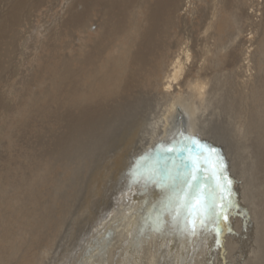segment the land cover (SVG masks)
<instances>
[{
	"label": "bare ground",
	"instance_id": "bare-ground-1",
	"mask_svg": "<svg viewBox=\"0 0 264 264\" xmlns=\"http://www.w3.org/2000/svg\"><path fill=\"white\" fill-rule=\"evenodd\" d=\"M198 1L200 0H0V116L9 112V102L12 101L8 102L4 97V87L8 81H13L16 77H44V81L41 79V86L44 83V88L40 91H29L24 95V103L20 102L22 105L19 104L17 115L20 116L19 120L24 117V121L22 120V124L19 122L21 125H17V129L19 133L24 130L34 132L35 121L38 120V123L42 124L41 127L56 124L61 129L58 134L50 136V140L46 139L50 144L43 145L44 152L41 151L39 158H30L31 166L33 165L30 177L28 175L23 184L15 186L27 197L21 199L19 194L12 197V193L9 194L12 198L7 201L5 198L10 197L8 194L6 197L0 195V264H8L10 259L14 258H11L12 254L8 258L2 255L4 241H19L12 248L14 252H22L19 244L25 246V243H28L23 253L20 252V264H26L27 258L32 256L33 249L35 250L41 241L46 242L47 246H53V242L62 232V217L66 216L67 206L70 207L68 204L72 203V200L79 201L80 204L76 211L77 219H83L85 214L90 215L91 230L84 231V235L86 232L88 234L83 236L78 249L70 255L71 260H66L67 264H82L83 257L80 260V255L84 249L85 254L95 251L87 264H168L166 260L170 259L173 252L175 264H178V259L183 260L181 264H212L211 257L205 256L208 252L204 249L206 240L210 238L211 226L209 231H197L191 236L177 230L174 232L171 218L164 213L161 217L163 223L157 230L154 221L161 208L152 206L143 216L144 220L135 226L139 231L137 235L143 236L138 238L133 228L136 216L134 205L140 201L142 191L151 186L150 183L145 185L143 182H133L126 189L127 183L136 179L135 172H132L125 177L122 192L113 193L112 187L114 183H118L120 172L141 162L140 158L139 161L134 159L137 155L135 150L130 149L127 152V148L134 144L146 122L150 125L151 141L149 147L144 148L142 157L146 154L152 155L156 142L164 141L168 134L172 137V131H175L177 123H180L178 106L184 109L186 121L183 122L188 124L193 137L209 128L210 124H215L213 121L204 124L196 114V111L203 109L211 101L213 108H219L222 115L229 120L225 110L227 107L222 108L225 86L230 91L229 98L235 102L233 104L230 100L231 107L238 108V115L242 118L238 133L246 135L252 141H249L250 148L247 146L250 150L246 149V164L250 176H247L245 188L241 189L242 195L243 198L246 197L251 209L257 208L258 205L264 217V193L255 201V178L252 176L254 168L262 170V165H254L255 157H264V77H236V80L228 76L207 77L208 68L216 70L217 67L224 69L228 66L233 69L239 62L246 61L238 65L241 69L250 62V54H245V57L240 59L244 54H241L237 47L241 44V40H236L239 34L238 19L240 16L249 18L258 10V3L257 0H211V12H204L202 10L205 9H196ZM205 5L203 3V7ZM245 5L249 12L243 10ZM224 11H229L227 20L221 19ZM62 12L64 14L61 17ZM63 38L70 39V44L78 46L72 49L71 54L63 55L59 48L56 49L61 45L55 42H61ZM259 42L263 49L264 29ZM65 43L63 49L68 47L67 42ZM244 44L243 42V46ZM50 49L51 53L48 54ZM257 52L258 50L255 51L256 54ZM192 71H195L196 79H188L187 76ZM31 86L37 87L34 84ZM226 105L230 103L227 102ZM123 122L128 126H123ZM41 127L36 129V135L38 132L44 135L47 133L46 130L41 132L44 128ZM246 137L241 139L247 141ZM214 143L218 145L215 141L212 144ZM228 147L225 150H228ZM216 158L214 156L213 160ZM238 158L240 159L239 156ZM217 159L221 162L222 158ZM212 163L214 164L213 161ZM235 168L237 170L238 167ZM246 169L247 167L243 168ZM211 170L210 164L209 171ZM215 170H218L217 166ZM255 176L261 181L264 180V174ZM1 181L6 183L2 176V186L4 183ZM211 182L214 183L215 180ZM111 195L114 196L113 199L109 198ZM112 200L115 203L113 209ZM239 201L237 202L240 204L242 200ZM234 204L236 205V202ZM100 205H105L103 209H106V213L111 211L107 218L99 214ZM92 207L95 209L94 215ZM232 208L221 221L224 223L223 227L221 226L222 233L212 235L215 238L210 245L211 255L216 250L220 259L222 253L226 257L237 251L236 233L241 227L238 221L242 218L234 213L235 211L232 212ZM96 219V223L92 224ZM122 219L125 220L126 227L119 229L121 233L116 232L119 239L112 242V237L109 236L99 247L102 236L116 224V220ZM87 222L88 217L79 231L89 229L85 228ZM168 225L170 231L174 232V237L170 235V239L165 230ZM16 229L18 234H14ZM255 230V234L262 236L255 239V245L260 241L259 245L262 247L264 224H260ZM74 234V231L65 233L63 242L56 249V255L61 252L64 255L63 250H66L65 246H69V239ZM26 237L29 241L22 244ZM261 251L264 255V250ZM237 261L239 262L238 259ZM240 262L248 264L249 259L246 256L244 261L240 259Z\"/></svg>",
	"mask_w": 264,
	"mask_h": 264
},
{
	"label": "rangeland",
	"instance_id": "rangeland-1",
	"mask_svg": "<svg viewBox=\"0 0 264 264\" xmlns=\"http://www.w3.org/2000/svg\"><path fill=\"white\" fill-rule=\"evenodd\" d=\"M203 0H200L198 1L197 5H196V9L198 10H201V9H205V10H202L204 12H207L210 7H211V4H212V1L211 0H204V2H202ZM202 2V4H200ZM203 3H204V7H203ZM257 3H258V10L255 12V13H252L249 18H246V17H242L240 16V18L238 19V27H239V34L237 35L236 37V40L237 38L240 41L241 40V44L240 46L238 45L237 47L239 48V51H241V54H244L241 56V60L242 58L245 57V54H250V62L245 66L241 67V69L238 68V65H241L242 62H246V61H242V62H239L237 64V66L230 68V67H225L224 69H222L221 67H217L216 70H212V69H207V73H208V76L207 77H212V75L214 77H234V79L236 80V77H243V79H245V77H251V79H253L254 77H259V75H261V77H264L262 74H264V48L262 49V45L260 44V40H261V32L262 30L264 29V0H257ZM200 4V5H199ZM207 6V7H206ZM243 7V6H242ZM246 5L243 7V10L247 12H249V8L247 9ZM207 9V10H206ZM263 9V10H262ZM60 10V9H59ZM64 10H65V7H64ZM63 11V9H62ZM64 12V11H63ZM61 13L60 16L62 17V15L64 13ZM209 12H211V10H209ZM223 14V12H222ZM222 14H221V19L222 20H227V14H229V11H224V15L222 17ZM254 14V15H253ZM242 17V18H241ZM251 17V18H250ZM249 19V20H248ZM255 19V20H254ZM234 20V19H233ZM247 20V21H245ZM239 21H242V22H239ZM250 21V22H249ZM252 21V22H251ZM201 23V22H200ZM241 23V24H240ZM253 23V24H252ZM203 23H201L202 25ZM252 24V25H251ZM262 24V25H261ZM235 26H237V24L235 23ZM198 28V31H200V26L197 27ZM262 28V29H261ZM261 29V30H260ZM243 31V32H242ZM242 32V33H241ZM248 33V34H247ZM251 34V35H250ZM257 34V35H256ZM240 35V36H239ZM250 35V36H249ZM253 36V37H252ZM250 37V39H249ZM259 37V38H258ZM243 38V40H242ZM246 38V40L244 39ZM64 39V40H63ZM61 40V42H58V40L55 42V44H60L59 46L60 47H57L55 46L56 49L59 48V50L61 51V53L64 54H71V51L72 49L74 48H77L78 46L75 47L74 44H70L69 43V40L67 38H63ZM260 39V40H259ZM254 40V41H253ZM250 41V42H249ZM252 41V42H251ZM65 42H67L68 44V47L66 49H63L62 46H65ZM243 42L245 43L244 46H243ZM248 47H245L247 46ZM250 45V46H249ZM258 45V46H257ZM71 46V47H70ZM261 46V47H259ZM70 47V48H69ZM242 47V48H241ZM259 47V48H258ZM247 48V49H246ZM241 49V50H240ZM245 49V50H244ZM252 49V50H251ZM51 50L50 49L48 51V54L51 53ZM250 50V52H247V51ZM257 54L255 53V51H257ZM260 50V51H259ZM263 50V51H262ZM244 52V53H242ZM253 52V53H252ZM256 54V55H254ZM261 54V55H260ZM257 60H256V58ZM259 58V59H258ZM254 61V62H253ZM262 61V62H261ZM260 63H263L262 65ZM251 64V66H250ZM256 64H260V65H256ZM250 66V67H249ZM257 66V67H256ZM21 67V66H19ZM246 67V68H245ZM231 70H230V69ZM238 70H237V69ZM240 70V72H239ZM241 70H244L241 71ZM212 71H215V72H212ZM246 71H248L246 73ZM263 71V72H262ZM250 74V75H249ZM258 74V75H257ZM47 75V74H46ZM257 75V76H256ZM187 77H189L188 79H196V73L195 71H192L190 73V75H188ZM27 78V79H26ZM16 77L15 79H13V81H8L5 85L6 87H4L5 89V94H4V97H6L7 101H11L9 102V112L7 114H4L2 116H0V176H2L4 178V181L7 183H4L3 181H1L2 183H4V185H0L1 187L0 188H4L3 190L0 189V195L2 196H7V194H12L11 195L12 197H14V194H19L20 197H22L21 199H25L27 197V195L22 191V193L19 192V190L16 189V185H21L25 182V179L26 177L29 175H31V167H33V165L31 166V162H30V158H33L34 156H37V158H39V156L42 154V152H44V144L47 146V144L49 145L50 144V140L52 135H56L60 132V127L58 125H54V124H46L45 127L41 123H38L37 121H35V126H34V122H33V126L35 128V131H31V130H24V132H20L19 133V129H17V125H21L22 122L24 121V117H21L20 120H19V114L18 110L20 108V105H22L24 103V100H25V96L26 94L29 93V91H33L35 89V91L37 90H41L43 87V85L45 86V84L43 83V85L41 86L42 84V80L43 79L41 77ZM23 79V80H22ZM42 79V80H41ZM36 80V81H35ZM38 80L40 81V83H37ZM44 81V80H43ZM23 83V84H22ZM36 85L37 87H33L31 85ZM22 85V86H21ZM39 85V86H38ZM23 87V88H22ZM31 87L33 89H31ZM16 88V89H15ZM15 89V90H14ZM28 90V91H26ZM17 91V92H16ZM21 92V94H20ZM25 92V93H24ZM229 92V93H228ZM17 94V95H16ZM224 96V98H222V103H224L223 107L222 108H225V110L227 111L226 113V116L230 117L229 120H227V118H225L220 109L219 108H213V106L211 105L213 101L209 102V104L207 106L209 107H203V109L199 110V111H196V114L197 116L203 121L204 124H206V122H211L213 121V123L215 122V124L212 126V124H210L211 126H209V128H206L204 131H200L199 134H196L194 135L195 138H198L203 144L205 143V145H208L210 148H214L216 150V154L215 156L217 158L220 157L221 159V162L220 160L218 161V159L216 158V160H213L215 166H217V169L216 170V173H217V176L219 177V180L220 182L222 183L223 185V188H222V191L220 192V194L218 193V196L219 195H222L224 196L223 198V201L221 202L219 199H218V202H217V211L218 212H221L219 218H218V222H216V224L214 223L213 225H211L212 227V231L209 233V237L207 240H206V243H205V252L207 254H205V256L207 257H211L212 259V264H227V261H228V264H241L240 262V259L241 261H244V259L246 258V256L248 257L249 259V262L248 264H264V255L261 254V250L263 249L264 250V245L261 247L259 245V242H257V244L255 245V239H258L260 237H262L260 234H255L256 232V227L259 226L260 224H264L263 222V215L260 213V207L258 205H256L257 208L255 209H251L250 208V205H248L249 203H247V200H246V197L243 198V195H242V190L243 188H245V185H246V181H247V176L249 177L250 176V173H249V170H248V166L246 163H248L247 160V153H248V147L250 148V142L251 139L248 137H246V135H243V134H239L238 133V129H239V122H241L242 118L238 115V108H236L235 106L231 107V102L230 100L233 102V104H235L234 100L232 98H229L228 95H230V91L228 89L227 86H225V88H223V93H222ZM19 95V96H18ZM21 95V96H20ZM23 95V96H22ZM25 95V96H24ZM9 96V97H8ZM11 96H14L13 98ZM23 98V99H22ZM16 100V102L14 103V101ZM20 99V100H19ZM20 102H22V104H20ZM229 102L230 105H226V103ZM13 103V104H12ZM11 104V105H10ZM20 104V105H19ZM14 106V107H12ZM18 106V107H17ZM205 108V109H204ZM11 110V111H10ZM14 111V112H13ZM229 111V113H228ZM11 112V113H10ZM200 112V113H199ZM231 112V113H230ZM9 113L11 115H9ZM12 113H13V117H12ZM218 113V114H217ZM220 113V114H219ZM177 114L179 116L178 118V122L180 123H177L176 125V129L175 131H172V137H169V134L167 135V138L164 139V141H160L159 142H156V145L154 146L153 148V152H152V156H155L156 154V151H157V146L158 145H161V144H167V142H171V140H173L174 138L176 139H181V137H178L177 136V133L178 132H183L186 136H191L193 137L192 133H191V129L189 128L188 124L184 123L183 121L185 120L186 121V116H185V113H184V109L181 107V106H178V109H177ZM217 114V115H216ZM17 116V117H16ZM239 116V118H238ZM222 117V118H220ZM223 117H224V121H223ZM15 118V120H14ZM207 118V119H205ZM233 120H232V119ZM237 118L239 119L237 121ZM13 120V121H10V120ZM218 119V120H217ZM17 120V121H16ZM23 120V121H22ZM241 120V121H240ZM218 121H223V122H218ZM232 121V122H231ZM13 122V123H12ZM21 124H20V123ZM41 122V121H40ZM236 122V123H234ZM38 123V125H37ZM222 125H221V124ZM41 124V125H39ZM120 124V123H119ZM13 125V126H12ZM53 125V126H52ZM231 126V129L230 126ZM233 125V126H232ZM39 126V127H38ZM123 126H128V124H126L125 122H123ZM123 126H121L123 128ZM184 126V127H183ZM43 128V130L41 129V132L46 130L47 133L44 135V134H40L39 132L37 133L36 135V129L38 130L39 128ZM52 127V128H51ZM120 127V128H121ZM49 128V129H48ZM55 128V129H54ZM145 128V129H144ZM51 129V130H50ZM235 130V131H234ZM8 131V132H7ZM223 131V132H222ZM30 132V133H29ZM32 132V133H31ZM50 132V133H49ZM58 132V133H57ZM150 125L148 122H146V124L143 126L142 128V131L139 132V136H137V139L136 141L134 142V144L130 147L127 148V152H129V150L131 149L132 151L135 150L136 154L135 155L136 157H134V159H136L137 161H139L138 159L142 157V154L143 152L145 151L146 148H148L149 146V142L151 141V137H150ZM20 134V135H19ZM32 134V135H31ZM51 134V135H50ZM40 135V136H39ZM198 135V136H197ZM207 135V136H206ZM51 136V137H50ZM220 136V137H219ZM4 137V138H3ZM11 137V138H9ZM46 137V138H45ZM48 137V138H47ZM203 137V138H202ZM210 137V138H209ZM227 137V138H225ZM233 139H232V138ZM246 137V140L244 139H241V138H245ZM13 138V139H12ZM15 138V139H14ZM171 138V139H170ZM231 138V139H230ZM235 138V139H234ZM11 139H12V142H11ZM48 139V140H46ZM139 139V141L137 142V140ZM219 139V140H218ZM221 139V140H220ZM239 139V140H237ZM17 140V141H16ZM203 140V141H202ZM242 140V142H241ZM16 141V142H15ZM46 141V142H45ZM216 142V144L218 145H214L212 144L213 142ZM219 141V142H218ZM224 141V142H223ZM250 141V142H249ZM49 142V143H48ZM236 142V143H235ZM220 143V144H219ZM223 143H225L223 145ZM10 144V145H9ZM13 144V145H12ZM35 144V145H34ZM42 144V145H41ZM9 145V146H8ZM116 145V144H115ZM147 145V146H146ZM228 147L227 149L228 150H225L226 147ZM14 148H13V147ZM20 148H18V147ZM42 146V147H41ZM142 146V147H141ZM238 146V147H237ZM38 147H40V149L38 150ZM136 147V148H135ZM139 147V148H138ZM237 147V148H236ZM33 148V149H32ZM135 148V149H134ZM145 148V149H144ZM238 148H240L238 150ZM13 149V151H12ZM26 149V150H25ZM30 149V150H29ZM232 149V150H230ZM233 149H235L236 151H234ZM248 149V150H246ZM19 150V151H18ZM37 150V151H36ZM230 150V151H229ZM242 150V151H241ZM23 151V152H22ZM39 152L36 153V152ZM219 151V152H218ZM229 151V152H228ZM234 151V152H233ZM11 152V153H9ZM20 152V153H19ZM27 152V153H26ZM134 152V153H135ZM222 152H224L226 155H224ZM227 152V153H226ZM231 152V153H230ZM14 154V155H13ZM233 154V155H232ZM243 154V155H242ZM17 155H18V158H17ZM221 155V156H220ZM229 155V156H228ZM235 155V156H234ZM241 155L243 157H241ZM246 155V156H245ZM262 155H264V153H262ZM11 156V157H10ZM20 156V157H19ZM26 156V158L24 157ZM225 156V157H223ZM234 156V157H233ZM238 156L240 157V159L238 158ZM14 157V158H13ZM24 157V158H23ZM228 159H227V158ZM246 159H245V158ZM11 158V159H10ZM36 158V157H35ZM41 158V157H40ZM244 158V159H243ZM256 161L254 163L255 166H258V165H262V170H259L258 168H254L253 172H252V176L255 178V187H254V193L256 195V199L255 201H258V199L261 197V195L264 193V187H263V184H264V180L261 181L259 179L256 178L255 174H264V157L263 156H259L257 155L256 157ZM18 159V160H17ZM130 159V158H129ZM227 159V160H226ZM238 159V161H236ZM243 159V160H242ZM10 160H13V161H10ZM7 161V162H6ZM215 161H217V163H215ZM233 161V162H231ZM241 161V162H240ZM228 162V163H227ZM231 162V163H230ZM238 162V163H236ZM240 162V163H239ZM8 163V164H7ZM10 163V164H9ZM14 163H15V166H14ZM17 163V164H16ZM226 163V164H225ZM242 163V164H241ZM220 164V165H219ZM223 168H221L222 166ZM236 164V165H235ZM238 164V165H237ZM245 164V166H244ZM231 165V166H229ZM234 167H233V166ZM220 168H219V167ZM228 166V167H227ZM240 166V168H239ZM243 166V168H246V170H243V168L241 167ZM4 167V168H3ZM10 167H13V168H10ZM19 167V168H17ZM23 167V168H21ZM34 167H36V165H34ZM138 167V164H136V166L134 165H131L129 166V168H127L124 172H120V174H118L119 178H118V183H114L113 181V193L117 192V191H120L122 192L124 190V181H125V177L127 175H129V173H132L134 172V170ZM233 167V169H232ZM235 167H238L237 170ZM2 168V169H1ZM6 168V169H5ZM26 168V169H25ZM228 168V169H227ZM9 169V170H8ZM17 169V170H16ZM21 169V170H20ZM225 169V170H224ZM235 169V171H234ZM239 169V170H238ZM242 169V170H240ZM5 170V171H4ZM3 171V172H2ZM219 171V172H218ZM14 172V173H13ZM125 173V174H124ZM127 173V174H126ZM223 173V174H222ZM224 173H226V177L224 175ZM122 174V175H121ZM124 174V175H123ZM249 174V175H248ZM8 175V176H7ZM241 175V176H240ZM224 176V177H222ZM231 176V177H229ZM121 177V178H120ZM221 178V179H220ZM223 178V179H222ZM224 178H228L226 181L224 180ZM234 178V179H233ZM238 180H237V179ZM23 179V181H22ZM242 179V180H241ZM224 180V181H222ZM244 181V183H243ZM16 183V184H15ZM216 183V181L214 182ZM9 184L11 187H9ZM13 184V185H12ZM226 184V185H225ZM235 184L238 185V188H237V185L235 186ZM150 187L148 189H145L144 191H142L143 194L140 195L139 197V200L140 201H136L137 202V208H136V205H134L135 207V213L134 215L136 214L135 216V220L133 222V228L135 229V234L138 238H141L143 236L141 235H137V232L139 233V231H137V227L136 224H139L141 221L144 220L143 216L145 215L146 211H148V209L150 207L154 206L156 208H160V202L161 200L163 199L162 197L160 198L161 195V192H160V189H158L157 187H155L154 185H152L150 183ZM232 185V186H231ZM7 186V187H6ZM129 184L127 183L126 185V189L128 188ZM226 186V187H225ZM240 187V188H239ZM6 188V189H5ZM117 189V190H116ZM232 191H230V190ZM116 190V191H115ZM148 190V191H147ZM6 191V192H4ZM9 191V192H8ZM18 191V192H16ZM235 191V192H234ZM119 192V193H120ZM222 193V194H221ZM239 193V194H238ZM158 194V195H157ZM225 194V195H223ZM241 195V196H238ZM10 196V195H9ZM7 197L5 198L7 201L10 200V198L12 197ZM18 196V197H19ZM19 197V199H20ZM114 196L111 195V197L109 196V198L113 199ZM236 197V198H235ZM238 199V200H237ZM239 200H242V202L239 204V202L237 201ZM74 201V202H73ZM236 202V205L234 204ZM246 202V203H244ZM112 203V209L115 207L114 206V201L112 200L111 201ZM148 203V204H147ZM220 205H219V204ZM234 204V205H232ZM239 204V205H237ZM254 204V202H253ZM67 206V210H66V216L63 215L62 219H63V226H62V232L57 236V238L55 239V241L53 242V246L50 245V246H47L46 245V242L44 243V241H41L39 244L36 245L35 247V250L33 249V252L31 253L32 256L27 258L26 260V264H49L50 262L52 264H67L66 263V260L70 261L72 257H70V255L75 252V250L78 249V246L80 243H82V238H84L86 236V234H88L87 232L85 233L84 235V231H89L91 230L90 225H89V220H90V215L88 216V214H85L83 219L84 222H86V219L88 217V222L86 223L85 225V228H89V229H85V230H81L79 231L80 227H82L83 225V221H81L79 218L77 219L76 218V211L77 209L79 208L80 204H79V201H75V200H72V203H69ZM72 206V207H71ZM101 206V207H100ZM98 211H99V214H102V215H105L106 218L108 217V214L111 212H107L106 213V209H103L105 205H100ZM234 206V207H233ZM12 207V205H11ZM233 207V208H232ZM73 210V211H71ZM223 208H225V210H223ZM232 208V212L235 211L234 213H237L239 216L241 215V218L238 222H239V225L241 226L239 228V230L237 231L236 233V237H237V243H238V246H237V251L231 253V254H228L226 255V257H224V253H222L221 255V259H220V254L214 250V252L212 253L211 255V242L212 240L215 238L214 236L217 235V234H221L223 229L221 228L222 224L224 225V223H222L221 221L224 220L225 216H226V213L228 212L229 209ZM238 208V209H237ZM222 209V211H221ZM239 210V211H237ZM68 211H71L70 213ZM92 215H94V212H95V209L94 207H92ZM237 211V212H236ZM69 214H68V213ZM104 213V214H103ZM225 213V214H224ZM147 214V213H146ZM120 215V214H119ZM117 214V216H119ZM225 215V216H224ZM68 216V218H67ZM69 216H72V217H69ZM71 218H74V219H71ZM80 220V222H79ZM99 220V219H98ZM138 221V223H136V221ZM220 220V221H219ZM71 221V222H70ZM97 221L94 220V222L92 224H95ZM124 221V223H123ZM75 222V223H74ZM83 222V223H82ZM99 222V221H98ZM97 222V223H98ZM116 224H114V226L110 227L108 229V231L106 232V234H104L102 236V238L100 239L99 241V247L101 245H103V242L105 241V239H107L109 236L112 237V242L116 239H119L118 238V234L116 233L117 231H119L121 233V231L119 229H123V227H126L125 225V220H116L115 221ZM74 223V224H73ZM78 224V225H76ZM70 225V226H69ZM81 225V226H80ZM78 227V228H77ZM122 227V228H121ZM223 227V226H222ZM168 229H165L166 230V234L169 233V239L171 236L174 237V232L176 230H174V227L172 228V231L174 230V232L170 231V225H168L167 227ZM17 230V229H16ZM214 230V231H213ZM69 231H74L76 234H74L69 240V246H65L66 250H63L64 251V255H63V252L59 253L58 255L55 254L56 252V249L57 247L60 245L61 242H63V238H64V235L65 233L69 232ZM83 231V232H82ZM18 230L14 233V234H18ZM79 232V233H78ZM90 232V231H89ZM114 232V233H113ZM81 233V234H80ZM124 233V232H123ZM226 234H229L226 232ZM76 235V236H75ZM117 235V237H116ZM171 235V236H170ZM214 235V236H212ZM84 236V237H83ZM110 237V238H111ZM125 237V236H124ZM124 237L122 239H124ZM27 238V237H26ZM24 238L25 240L23 242H21L22 244L25 242V241H29L27 238ZM59 238V239H58ZM80 238V240L78 241V239ZM72 239V240H71ZM74 239V240H73ZM19 242V241H18ZM18 242H12V243H9V242H3V246L1 248V251H2V255L5 257V258H8L10 256V254H12L11 258H13L14 260V263H13V260L10 259V263L11 264H20L21 260H22V256L20 255V252L21 250L17 251V252H14L12 251V248L18 243ZM209 242V243H208ZM208 243V244H207ZM26 244H28L27 242L25 243V246H22L21 244H19V249L21 248L22 249V252L21 254L23 253V251L25 250L26 248ZM43 244V245H42ZM45 244V246H44ZM48 244V243H47ZM207 244V245H206ZM122 245V244H121ZM120 245V246H121ZM136 245V244H135ZM139 245V243H138ZM255 245V246H254ZM42 246V247H41ZM48 247L46 248L45 250V247ZM209 246V247H208ZM24 247V249H23ZM39 247V248H38ZM50 248V249H49ZM40 249V251H39ZM68 249V250H67ZM207 250V251H206ZM216 251V252H215ZM84 252V253H83ZM82 252V254L80 255V260L82 259V264H87L88 260H90L91 258V255L95 253V251H88L87 254H85V249L84 251ZM173 252V251H172ZM35 254V255H33ZM61 255V256H60ZM87 255V256H86ZM232 255V256H231ZM60 256V257H59ZM68 256V257H67ZM234 256V257H233ZM15 257H18L19 259V262H18V259H15ZM70 257V258H69ZM175 253L173 252L172 254H170V259L166 260L168 264H171L174 262L175 260ZM68 258V259H66ZM59 259V260H58ZM215 259V261H214ZM234 259V260H233ZM237 259L239 260V262L237 261ZM243 259V260H242ZM65 260V261H64ZM221 260V261H220ZM12 261V262H11ZM67 261V262H68ZM183 260L182 259H178V264H181ZM224 261V262H223ZM235 261V262H234ZM218 262V263H217ZM8 263V264H10ZM50 263V264H51ZM74 264V263H72ZM175 264V262L173 263Z\"/></svg>",
	"mask_w": 264,
	"mask_h": 264
},
{
	"label": "snow or ice",
	"instance_id": "snow-or-ice-1",
	"mask_svg": "<svg viewBox=\"0 0 264 264\" xmlns=\"http://www.w3.org/2000/svg\"><path fill=\"white\" fill-rule=\"evenodd\" d=\"M177 136L181 139L158 145L155 156L141 157L134 170L136 179L130 181L129 187L133 182H143L160 189L163 199L154 221L157 230L163 223L162 215L167 213L175 230L191 236L197 231H209L218 221L221 212L217 211V201L224 199L218 193L223 185L212 163L216 150L183 132Z\"/></svg>",
	"mask_w": 264,
	"mask_h": 264
}]
</instances>
